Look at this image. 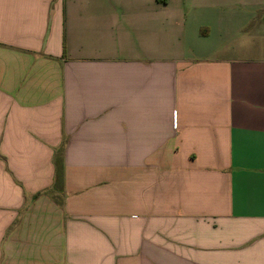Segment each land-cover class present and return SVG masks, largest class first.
<instances>
[{
	"label": "crops",
	"instance_id": "crops-1",
	"mask_svg": "<svg viewBox=\"0 0 264 264\" xmlns=\"http://www.w3.org/2000/svg\"><path fill=\"white\" fill-rule=\"evenodd\" d=\"M0 264H264V0H0Z\"/></svg>",
	"mask_w": 264,
	"mask_h": 264
},
{
	"label": "trees",
	"instance_id": "trees-1",
	"mask_svg": "<svg viewBox=\"0 0 264 264\" xmlns=\"http://www.w3.org/2000/svg\"><path fill=\"white\" fill-rule=\"evenodd\" d=\"M58 174V180H61V178H62V171H61V169H56V175ZM54 189L55 190H59V191H62V185H60V186H57V184L56 185H54Z\"/></svg>",
	"mask_w": 264,
	"mask_h": 264
}]
</instances>
